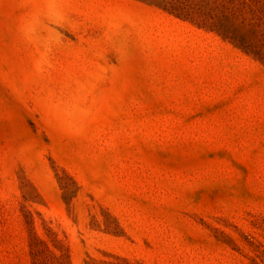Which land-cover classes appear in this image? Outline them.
Wrapping results in <instances>:
<instances>
[{
    "label": "rangeland",
    "instance_id": "374dc122",
    "mask_svg": "<svg viewBox=\"0 0 264 264\" xmlns=\"http://www.w3.org/2000/svg\"><path fill=\"white\" fill-rule=\"evenodd\" d=\"M0 264H264V0H0Z\"/></svg>",
    "mask_w": 264,
    "mask_h": 264
}]
</instances>
